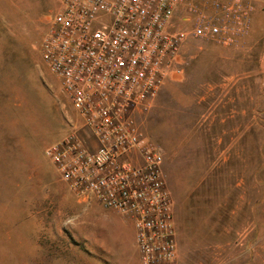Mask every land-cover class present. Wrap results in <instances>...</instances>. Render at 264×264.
Listing matches in <instances>:
<instances>
[{"label": "rangeland", "instance_id": "1", "mask_svg": "<svg viewBox=\"0 0 264 264\" xmlns=\"http://www.w3.org/2000/svg\"><path fill=\"white\" fill-rule=\"evenodd\" d=\"M252 5L234 44L187 35L181 70L136 114L163 154L177 264H264V0ZM57 8L0 0V264H140L131 220L78 202L45 154L82 123L40 54Z\"/></svg>", "mask_w": 264, "mask_h": 264}, {"label": "built area", "instance_id": "2", "mask_svg": "<svg viewBox=\"0 0 264 264\" xmlns=\"http://www.w3.org/2000/svg\"><path fill=\"white\" fill-rule=\"evenodd\" d=\"M56 1L40 54L82 123L45 154L78 202L131 220L140 264H177L163 154L136 114L181 70L187 35L233 43L248 30L252 0ZM178 10L188 31L175 21Z\"/></svg>", "mask_w": 264, "mask_h": 264}, {"label": "crops", "instance_id": "3", "mask_svg": "<svg viewBox=\"0 0 264 264\" xmlns=\"http://www.w3.org/2000/svg\"><path fill=\"white\" fill-rule=\"evenodd\" d=\"M254 18V16L252 17V19ZM232 44V43H231ZM233 44H234V42H233ZM228 45H230V44H228ZM234 46V45H233ZM121 215V214H120ZM121 216H123L127 221H129V219H128V217H126V216H124V215H121ZM130 223H131V221H129ZM131 225H132V223H131ZM132 227H133V225H132ZM134 229V228H133ZM134 243H135V239H134Z\"/></svg>", "mask_w": 264, "mask_h": 264}]
</instances>
